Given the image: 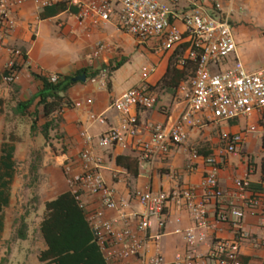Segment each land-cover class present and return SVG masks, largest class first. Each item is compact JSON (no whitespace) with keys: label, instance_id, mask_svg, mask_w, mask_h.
<instances>
[{"label":"crops","instance_id":"crops-1","mask_svg":"<svg viewBox=\"0 0 264 264\" xmlns=\"http://www.w3.org/2000/svg\"><path fill=\"white\" fill-rule=\"evenodd\" d=\"M237 3L238 0H233L230 4L232 10H236ZM42 11L43 7L37 8L30 0H23L20 5L14 6L15 25L5 34L0 49V181H7L9 194L8 203L3 207L0 240L11 234L12 230L14 245L20 249L28 244L38 255L45 247L39 228L45 213V202L68 190L62 164L68 160L78 163L79 151L87 146L81 132L92 136L88 146L96 157L101 158L100 167L105 183L114 190L117 199L127 201L125 210L128 211L141 210L133 197L136 189L171 193L192 187L200 196L202 177L211 167L205 162V157L209 155L216 158L218 182L223 190L231 188L232 181L243 176L249 179L250 188L254 191L264 186V140L258 144L259 127L245 132L236 152L223 153L226 146L224 137L257 124L256 115L245 118L242 124L238 118L217 120L207 113L201 114L200 125L189 129L185 142L154 159L140 161L139 149L131 138L123 146L99 148L96 145L99 135L120 122V113L111 106V101L127 88L146 86L156 96L152 107L134 109L139 119L140 135L144 139L153 133L155 125H168L182 113L186 102L178 85L191 77V71L186 70L184 79L173 87L160 85L159 81L166 72L169 58L181 54L186 44L175 51L154 52L148 45L138 44L133 37L120 31L114 18L104 23L79 25L74 16L66 11L41 18ZM175 24L182 28L179 20H175ZM62 40L67 42L62 53L56 54L48 49L49 44ZM97 40L105 43V49L98 59H92L93 45ZM243 40L238 39L236 51L219 68L229 67L235 59L241 60L249 71L264 66L252 67L254 45L249 42L248 47L242 48ZM132 45L137 46L144 56L140 75L131 65L129 56ZM9 48L21 52V56L16 57L18 78L11 83L2 78L4 65L12 57ZM101 69L106 71L104 86L100 85ZM81 73L85 75V80H72L73 83L66 90L59 92L60 105L46 112L52 97L48 96L45 103L41 102L37 94L43 84L37 75H45L49 79L50 75L55 74L61 79ZM94 79H99V82ZM86 98L92 99L87 109L72 106L74 101H84ZM26 101H30L29 106L20 112V103ZM87 111L101 114L105 122L101 124L90 120ZM10 126L17 129V135H23L20 140L3 139L2 135H7ZM31 135L40 144L39 147L32 143ZM118 155L132 159L136 157V172L132 173L124 165L118 164ZM21 159L23 170L19 173L17 169L21 167L17 165ZM1 160L11 164V167L5 169L1 166ZM17 189L23 191L22 196ZM87 203L92 208L98 206L93 198H87ZM208 209L211 222L213 202L208 204ZM165 213L166 223L158 245L151 244L146 254L151 256L159 252L166 261H171L175 252L186 248L181 233L175 230L194 227V222L186 210L173 201L168 202ZM105 214L109 218L117 216L113 210H106ZM21 223L25 224L23 239L16 237ZM242 226L249 232L250 239L242 243L240 259L245 264H261L263 251L255 249L251 243L261 234L256 217L247 214ZM156 229V220L153 219L150 232ZM200 231L205 233V237L196 245V249L202 254H207L217 239H232L234 236V229L227 223L196 229L197 233ZM33 235L36 240H33ZM204 264H213V261L207 259Z\"/></svg>","mask_w":264,"mask_h":264},{"label":"built area","instance_id":"built-area-1","mask_svg":"<svg viewBox=\"0 0 264 264\" xmlns=\"http://www.w3.org/2000/svg\"><path fill=\"white\" fill-rule=\"evenodd\" d=\"M37 8L64 1L75 12L72 14L79 25L104 23L112 18L117 28L130 35L138 44L148 45L154 52L175 51L186 44L177 56V65L192 63L191 77L178 85L186 106L170 124H157L153 133L144 139L140 135L139 119L135 108H150L156 96L146 86H133L122 91L111 101V106L120 113V122L99 135V148L125 145L128 138L139 149L140 161L154 159L169 153L170 149L186 141L190 128L200 125L199 115L207 113L214 119H237L258 116L257 124L224 137L223 153H234L244 140L245 132L259 127L264 140V66L254 71L245 68L241 60L222 69L223 64L236 51L237 42L231 25L233 0H30ZM23 0H0V49L2 40L15 25L12 9ZM179 20L182 28L175 24ZM105 43L97 40L92 49V59H98ZM12 55L4 65L2 78L11 83L18 78L17 59L19 49L9 48ZM145 76L146 73H143ZM100 85H105L106 71H100ZM55 74L49 76L57 81ZM91 98L72 103L75 108L87 109ZM62 110V109H61ZM90 120L104 123L101 114L87 111ZM87 146L78 153L77 161L62 164V172L68 190L84 212L93 236L106 264H204L211 259L213 264H245L240 259L241 245L250 239L242 226L248 214L257 219L261 234L252 240L255 249L263 251L264 264V186L254 191L246 176L235 178L232 187L223 190L218 182L216 158L205 157L211 167L202 177L201 195L187 187L177 192H155L151 189H136L133 197L140 211L125 210L127 201L117 199L114 190L103 178L100 157H96L89 144L92 136L81 132ZM195 156V155H194ZM87 198L96 199L98 206L92 208ZM169 201L184 208L194 222V227L176 229L186 243V248L174 253L166 261L159 253L146 254L152 244L158 245L166 223L165 209ZM213 202V218L209 220L208 204ZM106 210L117 212L109 218ZM157 229L150 232L152 220ZM134 221V223H133ZM227 223L234 229L232 239H217L207 254L197 251L204 232L196 229Z\"/></svg>","mask_w":264,"mask_h":264},{"label":"trees","instance_id":"trees-1","mask_svg":"<svg viewBox=\"0 0 264 264\" xmlns=\"http://www.w3.org/2000/svg\"><path fill=\"white\" fill-rule=\"evenodd\" d=\"M65 10L75 12V9L68 7L64 1L55 2L43 7L40 17L47 18ZM189 64L179 68L177 67V57H170L166 72L161 77L159 84L168 87L176 86L181 79H184ZM5 72L4 70L2 74ZM37 77L43 84L42 89L37 94L41 97V102L45 103L48 96L52 97L50 104H48L50 107L46 105L47 103L45 104V108L47 106L46 112H48L54 106L60 105L59 92L66 90L73 83L72 76H64L55 82H51L45 75H37ZM29 104L30 101L20 103V112H23ZM116 162L124 165L132 173L136 172L138 165L136 157L132 159L129 156L118 155ZM1 166L8 169L11 164L1 160ZM7 184V181H0V231L3 227V207L7 205L9 200ZM39 228L45 243V247L37 255L41 264H106L86 219L85 212L79 207L69 190L45 202V213ZM16 237L25 238L24 223H21L17 229Z\"/></svg>","mask_w":264,"mask_h":264},{"label":"rangeland","instance_id":"rangeland-1","mask_svg":"<svg viewBox=\"0 0 264 264\" xmlns=\"http://www.w3.org/2000/svg\"><path fill=\"white\" fill-rule=\"evenodd\" d=\"M231 25L235 30L236 39H237V46H238V39H245L243 40L244 43L242 44V48L245 46L248 47L247 43H253L254 47L251 53L252 58V67L257 68L264 65V0H238L236 4V10L232 12L231 18ZM248 33V34H247ZM247 34L246 36H244ZM66 40H62L59 43H53L48 45V49L56 54H60L66 49L67 47ZM241 46V45H240ZM137 46L132 45V54L129 56L131 58V65L135 67V72L137 75H140L142 72V66L144 61V56L141 50L136 48ZM143 58H142V56ZM133 67V68H134ZM188 72L191 75L193 74L194 66L192 63L189 64ZM96 82L97 79H94ZM99 82V79L98 81ZM240 122L243 124L245 118L240 117L238 118ZM224 120V119H223ZM20 131L22 129H19ZM7 135H2L3 139L14 141L20 140L21 136L17 135V129L12 128V126L8 127L6 131ZM260 138H258V144L262 143V133L258 132ZM1 136V135H0ZM50 138V137H49ZM32 143H35L36 147H39L40 144H37L34 135H31ZM49 139H47L48 141ZM23 160L18 161L19 169L18 172L20 173L23 170L21 163ZM20 190V191H19ZM17 189V193L22 196V190ZM19 191V192H18ZM12 230L10 231L11 234L7 235L5 238L0 240V263L1 264H41L37 257V252L31 246L26 244L21 246V249L14 245V234H12ZM33 240L35 239V235H33Z\"/></svg>","mask_w":264,"mask_h":264},{"label":"water","instance_id":"water-1","mask_svg":"<svg viewBox=\"0 0 264 264\" xmlns=\"http://www.w3.org/2000/svg\"><path fill=\"white\" fill-rule=\"evenodd\" d=\"M73 81L75 80H82L84 81L85 80V75L83 73L79 74V75H76L74 77L71 78Z\"/></svg>","mask_w":264,"mask_h":264}]
</instances>
